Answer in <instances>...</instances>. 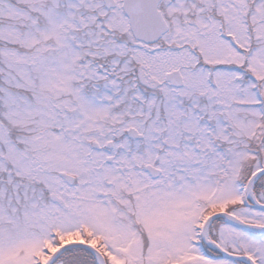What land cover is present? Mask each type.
<instances>
[{
	"label": "snow or ice",
	"instance_id": "snow-or-ice-1",
	"mask_svg": "<svg viewBox=\"0 0 264 264\" xmlns=\"http://www.w3.org/2000/svg\"><path fill=\"white\" fill-rule=\"evenodd\" d=\"M0 264H264V0H0Z\"/></svg>",
	"mask_w": 264,
	"mask_h": 264
}]
</instances>
